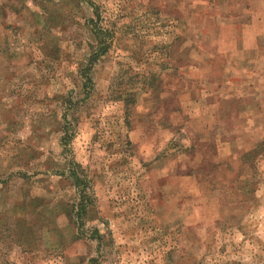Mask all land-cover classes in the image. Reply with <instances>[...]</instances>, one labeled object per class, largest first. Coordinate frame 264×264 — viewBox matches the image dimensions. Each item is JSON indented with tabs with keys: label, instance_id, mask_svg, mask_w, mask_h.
<instances>
[{
	"label": "rangeland",
	"instance_id": "1",
	"mask_svg": "<svg viewBox=\"0 0 264 264\" xmlns=\"http://www.w3.org/2000/svg\"><path fill=\"white\" fill-rule=\"evenodd\" d=\"M0 264H264V0H0Z\"/></svg>",
	"mask_w": 264,
	"mask_h": 264
},
{
	"label": "trees",
	"instance_id": "2",
	"mask_svg": "<svg viewBox=\"0 0 264 264\" xmlns=\"http://www.w3.org/2000/svg\"><path fill=\"white\" fill-rule=\"evenodd\" d=\"M98 53V54H97ZM106 53V49L105 48H102V49H100V51L99 52H96V53H93V55L95 56V57H97V56H101V55H104ZM92 55V56H93ZM94 58V57H93ZM95 59V58H94ZM93 60V59H92ZM95 61H96V59L94 60V61H91L90 62V64L92 65V64H94L95 63ZM73 184H75V186L78 188L79 187V183L78 182H76V179H75V181H74V183ZM81 200H79V204H80V206H79V208H78V211H79V213H80V217L82 216V215H84V213H85V208H84V200H83V197H82V195H80V197H79ZM77 211V212H78Z\"/></svg>",
	"mask_w": 264,
	"mask_h": 264
}]
</instances>
